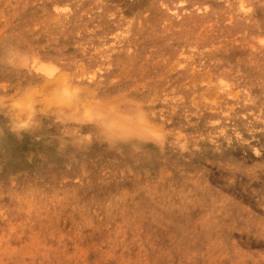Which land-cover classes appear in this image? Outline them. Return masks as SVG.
Wrapping results in <instances>:
<instances>
[{
  "label": "rangeland",
  "instance_id": "1",
  "mask_svg": "<svg viewBox=\"0 0 264 264\" xmlns=\"http://www.w3.org/2000/svg\"><path fill=\"white\" fill-rule=\"evenodd\" d=\"M0 264H264V0H0Z\"/></svg>",
  "mask_w": 264,
  "mask_h": 264
}]
</instances>
